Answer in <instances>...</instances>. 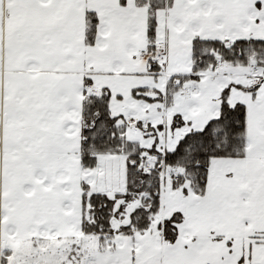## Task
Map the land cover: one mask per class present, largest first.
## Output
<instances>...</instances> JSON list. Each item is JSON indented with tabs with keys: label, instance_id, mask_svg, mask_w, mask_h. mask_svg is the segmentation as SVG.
I'll return each mask as SVG.
<instances>
[{
	"label": "crops",
	"instance_id": "crops-1",
	"mask_svg": "<svg viewBox=\"0 0 264 264\" xmlns=\"http://www.w3.org/2000/svg\"><path fill=\"white\" fill-rule=\"evenodd\" d=\"M253 3L173 0L159 17L155 46L163 52L165 64L163 72L157 74L149 70L145 55L148 9L137 5L136 0H125V4L122 0H0V168L13 162L60 156L79 160L86 80L97 90L110 93L119 90L121 84L130 90L158 93L157 100L165 106L163 122L153 127L149 124L146 133L157 137L147 149L155 153L175 149L184 135L218 118L221 94L227 88L232 90L229 103L236 104L237 98L243 103V97H247L243 103L247 117L251 106L263 131L252 133L246 126L245 157L213 164L204 197L167 182L165 193L177 198H172L177 205L169 214L183 219L174 243L157 239L158 229L120 236L113 251L98 240L97 247L88 249L96 250L95 264H264L261 82L255 90L240 89L252 84L249 69L223 64L220 71L206 73L198 82L188 81L173 94L169 105L166 100L169 78L193 74L194 39L255 38ZM89 12L99 19L93 45L86 43ZM177 115L184 124L173 128ZM157 157L148 155L149 160ZM122 165V158H101L96 168V188L112 194L116 179L119 184ZM180 201L184 202L181 207ZM166 219L165 211L160 224ZM81 258H77L80 264L84 262L83 255Z\"/></svg>",
	"mask_w": 264,
	"mask_h": 264
},
{
	"label": "trees",
	"instance_id": "trees-1",
	"mask_svg": "<svg viewBox=\"0 0 264 264\" xmlns=\"http://www.w3.org/2000/svg\"><path fill=\"white\" fill-rule=\"evenodd\" d=\"M260 7V1L254 0ZM173 0H136L137 5L148 9V52L149 70L163 72L164 67L157 64L156 36L159 17ZM125 4V0H122ZM99 19L89 12L86 17V43L95 42ZM193 63L192 76H174L169 78L166 87L167 105L172 96L184 88L190 80L198 82L202 75L212 73L219 63L238 66L243 70L258 68L264 74V39L248 37L239 40H203L196 38L191 44ZM89 80H86V84ZM244 90H255L256 85ZM231 88L221 94V111L218 118L209 121L201 130H192L184 135L173 150L165 153L147 150L139 143L127 138L128 124L110 111L111 94L102 89L99 94L86 90L83 105L79 138L81 150L78 154L80 165L84 169H96L101 158L122 156L125 159V192L111 195L92 186L89 196L82 197L84 214L81 231L84 236H95L109 249H115L120 236L145 234L152 222L159 216L162 208V181L159 173L164 165L168 169L177 168L180 180L176 187L187 186L185 191L204 197L207 195L213 164L223 159H242L246 154V107L242 103L230 105ZM136 99L155 101L159 97L146 95L144 90H133ZM160 100L163 101V98ZM180 116H175L172 127L183 125ZM140 128V123L138 124ZM1 145V117H0ZM157 154V163L152 172L144 170L149 154ZM163 163V165H162ZM87 206V208H86ZM135 206V207H134ZM134 207V208H132ZM129 215L128 219L126 216ZM182 216L176 215L159 225V232L166 243L172 244L178 238V224ZM9 250L2 251L0 264H8Z\"/></svg>",
	"mask_w": 264,
	"mask_h": 264
},
{
	"label": "rangeland",
	"instance_id": "rangeland-1",
	"mask_svg": "<svg viewBox=\"0 0 264 264\" xmlns=\"http://www.w3.org/2000/svg\"><path fill=\"white\" fill-rule=\"evenodd\" d=\"M256 2L251 8L252 21L257 26L254 37L264 39V0L260 1V7L256 5ZM260 86V90H264V77L259 83ZM110 94L111 114L127 122V138L139 143L145 149H149L151 144L152 147L157 137L142 133L138 124L144 123L148 127L150 124L153 127L157 123H162L165 112V106L162 103L164 101L161 100V105L159 99L155 100L154 104L136 99L133 96V90L127 88L125 84H121L119 90L112 91ZM147 95L158 97V93L149 94V91ZM236 101L238 104L241 100L237 98ZM246 102L245 96L243 103L246 104ZM236 104L233 101L230 102V105ZM246 126L252 133L263 132L258 128V118L251 112V106H249L248 117L246 113ZM261 154H264V150ZM118 157L125 160L122 156ZM10 161L8 159L9 163ZM156 162L150 159L146 164L154 166ZM262 166L264 167V163ZM125 168L126 165L121 170L119 184L116 179L117 185L113 193H110L111 195L125 192ZM96 175L97 169H84L74 156H60L51 160L31 159L1 166L0 257L2 251L9 250L8 264H66L71 260V264H80L77 258L81 260L83 255L82 264H95L96 250H90L97 247L98 237L91 236V239H86L82 235L81 220L85 208L82 203L85 193L83 185L89 186L90 189H86V195L89 196L91 189L97 185ZM186 187V185L183 186L182 190ZM163 192L161 212L152 222L148 232L159 229L158 226L162 222L165 211L168 219L174 215L169 213L177 203L169 192L167 194L164 190ZM261 195L264 198V193ZM178 204L181 207L184 202L180 201ZM128 217L129 215L126 216L127 219ZM2 235H5V240L1 238ZM78 242H81L80 246L75 245Z\"/></svg>",
	"mask_w": 264,
	"mask_h": 264
},
{
	"label": "built area",
	"instance_id": "built-area-1",
	"mask_svg": "<svg viewBox=\"0 0 264 264\" xmlns=\"http://www.w3.org/2000/svg\"><path fill=\"white\" fill-rule=\"evenodd\" d=\"M157 60L158 61L161 60V56L160 55H158ZM250 76L252 78H257V70L255 68H253L251 70ZM88 88L92 89L93 93H97L95 90H93L92 85H88ZM142 130L145 131V132L148 131V127L147 126H142ZM144 168H145L146 171H149V172L153 170V167L150 166V165H145ZM162 175H164V173ZM169 178L171 180H173V181H179L180 180L179 170L178 169H173L172 172L169 174Z\"/></svg>",
	"mask_w": 264,
	"mask_h": 264
},
{
	"label": "water",
	"instance_id": "water-1",
	"mask_svg": "<svg viewBox=\"0 0 264 264\" xmlns=\"http://www.w3.org/2000/svg\"><path fill=\"white\" fill-rule=\"evenodd\" d=\"M159 238H160V235L157 234V239H159ZM3 247L5 248V243L3 244Z\"/></svg>",
	"mask_w": 264,
	"mask_h": 264
}]
</instances>
